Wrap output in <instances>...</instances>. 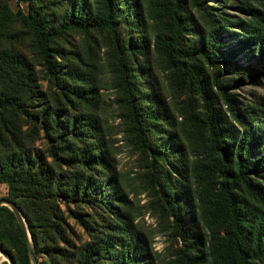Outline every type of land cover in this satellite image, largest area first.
Listing matches in <instances>:
<instances>
[{"label": "trees", "instance_id": "16d2710c", "mask_svg": "<svg viewBox=\"0 0 264 264\" xmlns=\"http://www.w3.org/2000/svg\"><path fill=\"white\" fill-rule=\"evenodd\" d=\"M27 1L25 13L20 8L13 11L8 0H0V182L7 184L4 197L21 210L36 257L44 254L37 264H66L71 254L81 264H139V256L147 251L145 238L128 228L122 212L126 199L110 173L109 150L101 142L97 117L86 111L62 115L74 101L89 104L96 96V81L82 76L81 57L72 54L71 59L73 51L66 49L71 30L108 33L117 56L114 70L116 86L122 91L119 99L138 148L151 157L152 180L159 200L173 216L174 233L193 244L191 248L206 239L225 264H264V124L257 133L260 122L248 110L252 125L238 119L243 124L240 130L221 107L220 100L237 118L219 63L224 57L220 51L222 25L203 9L205 0L154 2H160L171 25L169 33L155 35V46L173 70V84L191 88L203 107L196 119L212 157L192 163L159 93L146 51L147 36L144 27L140 30L144 25L142 0ZM259 2L260 6H244L249 16L240 19L245 30L240 43L258 55L255 63L245 65L251 82L264 78V1ZM189 6L197 8L205 23L186 35L196 25ZM36 62L42 64L48 89L37 86ZM64 64L67 69H62ZM256 135L260 154L254 157ZM42 137L45 147L36 145ZM167 162L173 166L171 171L162 169ZM188 167L194 185L185 174ZM210 174L218 178L215 198L208 185L201 188L206 182L199 183ZM184 189L188 199L191 192L199 203L206 200L200 207L204 214L217 216L212 220L202 217L210 227L207 234L192 219V239L179 221L177 194ZM89 202L101 209L92 211ZM68 215L100 230L91 231V238L75 253L70 251ZM217 223L223 224V234L212 228ZM0 248L14 264H32L23 229L6 204L0 205ZM181 252L188 264H200L201 255L192 258L184 249ZM143 263L154 264L151 259Z\"/></svg>", "mask_w": 264, "mask_h": 264}, {"label": "rangeland", "instance_id": "374dc122", "mask_svg": "<svg viewBox=\"0 0 264 264\" xmlns=\"http://www.w3.org/2000/svg\"><path fill=\"white\" fill-rule=\"evenodd\" d=\"M89 1L93 4L95 2V0ZM155 1L158 0H142L144 25L140 30L144 27L143 32L148 40L146 51L151 59L153 73H155L157 86L160 90L159 93L165 99L172 113L173 127L179 131V137L187 148L186 153L189 161L192 163L202 157L208 161L212 155L207 149V136L199 128L196 119L198 113L203 110L201 99L197 94H193L191 88L180 86L176 82L177 86L173 84L172 80L175 77L173 70L167 65L164 60L165 56L156 48L154 43L155 35L163 36L169 33L171 26L168 16L160 9L162 5L160 2L155 4ZM259 1L205 0L203 8L210 15L216 16L217 22L222 25L220 51L225 60L223 57V62L219 60V63L222 65L223 78L226 82L228 81L226 90L233 97L232 103L237 118L233 116L228 105L222 100H220L221 107L229 121L240 130L243 129V124L240 121L245 125H252L251 118L247 114L249 110L256 116L255 119L260 122L256 130L257 133L259 132L258 129H262L261 126L264 124V78L259 77L256 82H251V77L245 69L247 63L257 61L258 55L251 54L253 48L242 47L240 37L243 36L245 30L241 28L240 19L243 20L249 16V11L244 6H249V4L260 6ZM8 5L13 11L20 8L25 13L29 8L27 0H8ZM190 8V13L196 25L191 30H187L186 35H191L189 32L198 30V26L200 27L205 23V19L199 14L197 8ZM155 12H158L159 15H155ZM186 38H189V36ZM67 39L66 49L73 51L69 53L71 59H73L72 54L81 57V61H78V63L85 71L82 76L90 81L91 79L95 80L97 86L95 88L96 96L91 103L85 104L83 102V104L78 105L74 101L75 104L70 107L71 110H65L62 115L86 111L93 117H97L101 125V142L107 145L109 150L110 173L113 174L115 182H118L126 199L125 204L122 205V212L128 221V228L131 231H139L145 238L144 243L147 251L139 256V264H144V260L147 259H151L154 264H188L186 256L181 255L183 249L192 258H195V255H201L202 258L197 259L200 264H225L208 246L206 239L198 247L191 248L193 244L186 243L179 234L174 233L173 216L170 214L169 208L167 209L164 206L165 202L159 200L157 188L152 180L151 157L147 151L138 148L135 133L131 130V122L124 114L126 108L119 99L122 91L116 86L118 77L117 72L114 70L117 56L112 48L108 33L94 30L89 32L71 30L67 35ZM67 57L69 56L67 55ZM234 64H239V66L236 67ZM36 68L39 70V75L36 78L37 86L48 89L50 82L47 77L42 76V64L36 62ZM63 68L67 69L66 64L62 66ZM257 140L256 135V138H254V157L260 154V149H258L260 141ZM44 142L43 137L39 138L36 145L45 147ZM172 168L173 166L169 162L162 166V169L169 171ZM185 174L194 185L195 180L189 167ZM169 175L176 177L175 172L171 174L169 172ZM217 179L216 174H210L205 180H199L200 184L206 182L201 184V188L207 185L210 187V194L213 198L216 197L218 191ZM6 193L7 184L0 182V198L4 197ZM187 193L188 191L184 189L183 192L177 194V201L180 203L181 209L179 221L182 228L188 233L187 235L192 239L195 237V229L191 224L192 219L197 221L201 233L207 234L210 227L205 224L202 217L212 220L217 216L215 214L212 216L204 214L200 207L202 208L206 200L203 199V203L201 201L199 203L196 195H192L191 192L188 199ZM63 206L65 205L63 204ZM88 206L94 212L101 209L93 202H89ZM103 211L106 212L105 208H103ZM82 213L84 214V212ZM66 219L71 226L68 232L71 253L72 251L75 253L74 251L79 245L91 238V231L100 232L99 227L84 226L75 215H68ZM212 228L216 230V233L223 234L222 223H217ZM209 253H211V256H209ZM38 259H44V254H39L38 258L36 257V264ZM2 260L8 261V257L0 251V262ZM66 264H81V262L74 254L73 256L71 254V260Z\"/></svg>", "mask_w": 264, "mask_h": 264}, {"label": "water", "instance_id": "95a60500", "mask_svg": "<svg viewBox=\"0 0 264 264\" xmlns=\"http://www.w3.org/2000/svg\"><path fill=\"white\" fill-rule=\"evenodd\" d=\"M1 204H7L8 206H10V208L14 211L22 229H23V232H24V235H25V238H26V244H27V249H28V252H29V256H30V259H31V262L32 264H36V257H35V254H34V251H33V248H32V244H31V236H30V232H29V229L27 228V225H26V222H25V219L21 213V210L19 209V207L17 206V204H15L13 201L5 198V197H1L0 198V205ZM0 251L2 253H4L5 255H7L8 257V261H9V264H14L13 260H12V257L9 255L8 252H6L5 250H3L2 248H0Z\"/></svg>", "mask_w": 264, "mask_h": 264}]
</instances>
